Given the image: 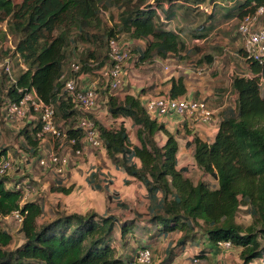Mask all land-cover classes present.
I'll return each mask as SVG.
<instances>
[{"label": "trees", "instance_id": "obj_1", "mask_svg": "<svg viewBox=\"0 0 264 264\" xmlns=\"http://www.w3.org/2000/svg\"><path fill=\"white\" fill-rule=\"evenodd\" d=\"M134 1L0 0V22H6L4 34L12 45L2 48L0 54L18 56L25 66L16 76V82L4 70L0 71L1 83L6 84L5 89L0 90L5 91L3 102L23 96L16 86L35 88L42 100L55 109V122L63 134L56 144L58 152L83 148L85 132L78 123L85 117H95L67 95L60 80L79 39L108 46V51L109 41L119 40L121 35L144 40L146 47L137 49L139 65L167 61L185 48L181 33L170 28L175 15L174 4L181 0H168V8H162L163 12L160 11L162 0L152 3L138 0V4ZM184 1L209 14V19L198 28L202 31L200 38L206 39L216 28L217 22L211 16L214 6L204 5L202 0ZM263 4L264 0L237 1L226 16L241 20ZM116 5L122 8L120 23L107 28L102 35L95 33V29L102 26L103 10ZM87 57L96 58V55L91 52ZM245 59L252 75L232 78V89L237 96L235 105L221 110L215 135L203 139L194 134L187 142V147L192 148L191 164L180 163V131L171 132L165 123L151 116L143 100L144 90L138 94L127 92L123 97L105 95L110 116L120 123L107 126L95 118L103 149L116 169L137 180L145 189V211H132L125 197L110 191L109 184H114V180L109 179L108 174L92 171L87 183L104 193L107 208L116 201L119 207L131 210L128 211L133 213L131 218L119 220L115 214L101 215L95 211L60 212L40 222L45 213L44 205L32 200L22 203L24 186L20 183L30 181L29 176L14 180L8 174H0V264H138L136 257L141 249L131 258L119 253L114 244L117 230L124 239L133 234L137 226L146 235L140 239L144 241L142 249L157 251L169 240L163 258L159 263L151 259L152 264H173L187 250L191 251V264H209L210 254L219 248V242H230L231 248L240 249L244 264L253 261L264 264V95L261 85L264 63ZM81 60L84 65L78 75L90 71L87 59ZM108 62L109 53L101 59L100 66ZM170 82V97L187 95L184 77H173ZM126 120L131 122L130 129ZM39 128L38 121L30 120L18 130V149L27 152L30 158H38L42 151V140L36 135ZM185 131L191 134L189 129ZM160 133L166 136L161 143ZM72 138L76 139L74 144ZM5 149L3 147L0 153ZM192 169L202 172L197 181L190 176ZM209 176L217 180L216 186L206 178ZM100 177L103 179L99 180ZM124 182L130 184L131 180L126 178ZM52 190L68 195L73 187L59 182ZM242 209L251 217L248 224L239 221ZM14 211H19L21 219L13 215ZM6 216L9 219H5ZM12 221L20 225L24 239L15 249H10L13 235L3 225Z\"/></svg>", "mask_w": 264, "mask_h": 264}, {"label": "rangeland", "instance_id": "obj_2", "mask_svg": "<svg viewBox=\"0 0 264 264\" xmlns=\"http://www.w3.org/2000/svg\"><path fill=\"white\" fill-rule=\"evenodd\" d=\"M154 1L147 0V2L151 3ZM162 1L161 12H163L162 8L165 7L167 9L169 4L168 0ZM237 1L241 0H202L204 5L214 6V14H211V16L217 22L216 28L206 36V39L200 38L202 31L198 28L204 21L209 19V14L204 11H198L193 5L188 4L184 0L175 2V15L172 18L173 21L170 28L176 29L181 33L185 48L181 54L172 56L163 63L154 61L139 65L137 62L139 54L137 52L146 47V42L144 40H133L126 34L119 36L121 45L129 51L131 56L123 67L122 82L118 89H108L105 86L106 82L100 71V61L109 51L108 46L102 47L97 42L79 39L77 48H73L74 50L70 52L69 58L71 59L68 61L70 65L65 68V73L72 75L75 73L71 71L72 64L78 63L82 68L84 62L81 58L87 59L90 71L82 75L77 74L79 83L81 86L93 85L98 89L100 96L98 112H100L101 116L95 115V117L105 125L110 126L111 124L119 125L120 122L114 120L108 112L107 96H105L107 93L123 97L127 92L138 94L144 90V97L168 95L164 88L167 82L163 83V81L165 76H170L172 73L177 72L184 77L187 83L188 96L191 95L197 100H205L212 107L214 110L213 124L218 126L221 120V110L226 106L235 105L237 96L232 89V78L236 75H252L250 64L245 59L244 51H242L243 42L239 32L240 20L226 16V13L232 11ZM138 3V0L134 1V4ZM119 5L103 10L102 26L95 29V33L102 35L107 28L120 23L122 8ZM207 10L210 9L208 8ZM161 15L163 16V13ZM5 24L6 22H0V50L12 46L11 39L4 34L6 30ZM91 52L96 55V58L87 57V54ZM4 57L11 58L14 68L12 78L16 79L18 73L23 69L22 60L18 56L9 55ZM261 85L264 95V78L261 81ZM5 87L6 84L3 85L0 80V90H4ZM101 91H104V93L102 94ZM4 93L0 92V150L6 147L4 153L9 152L17 161L15 165L19 166V168L12 170L8 174L12 179L19 180L24 175L29 176L31 182L25 180L33 187L29 199L38 201L45 207V213L40 218V222L48 221L56 217L60 212L85 214L95 211L101 215L111 213L115 214L119 220H123L133 216V213L128 211H145V189L133 178H128L131 183L125 184L126 175L122 176L116 172V174H112L111 170H114L115 166L104 149L88 147L81 155H76L68 148L60 151L59 153L69 156V165L65 167L62 175L56 174L51 168L43 167L40 163L41 158L48 157L52 152H58L56 147L58 142L51 137H47L42 141V151L38 158L28 157L27 159L25 155L27 152L18 149L20 148L18 145L20 140L18 138V130L22 129L30 120H19L8 113L7 103L3 102ZM125 123L130 129L131 122L126 120ZM177 123L179 124L180 122ZM176 125L175 123V125L172 124L170 126L175 128ZM207 132L210 134L211 131ZM203 133V135L207 134L206 132ZM159 137L162 136H158L161 143ZM179 143L181 163L185 165L193 163L192 155H190L188 149L186 150V139L180 138ZM95 170L100 171L105 176L108 174L111 180L115 178L114 184H109V190L117 191L125 197L131 210L119 207L116 201L110 208H107L104 193L93 189L87 183V177ZM190 176L194 181H197L202 176V172L199 169H192ZM206 178H208L212 186L217 185V180L213 176ZM98 179L102 180L103 177ZM59 182L66 187L72 186V193L66 195L53 191V187L57 186ZM239 221L245 224L250 223L251 217L246 213L245 209L240 211ZM3 225L13 235V241L9 246L10 249L20 246L24 240L20 232V225L13 221L9 223L3 222ZM144 238H146V235L140 226L135 227L133 234L127 235L124 239H122L120 231L117 230L114 244L118 247L119 253L135 258L137 255L136 251L142 249L141 247L144 245V241L140 239ZM168 244L169 240H165L157 251L151 249L153 253L152 259H155L156 263H159L163 258ZM232 249H230V254L223 264H244L239 256V249ZM190 255L191 251L187 250L182 257L176 258L173 264H190L188 260ZM220 261V259L211 260L210 264H220ZM149 264H152V262ZM249 264L259 263L253 261Z\"/></svg>", "mask_w": 264, "mask_h": 264}, {"label": "built area", "instance_id": "obj_3", "mask_svg": "<svg viewBox=\"0 0 264 264\" xmlns=\"http://www.w3.org/2000/svg\"><path fill=\"white\" fill-rule=\"evenodd\" d=\"M239 32L243 40V51L245 57L258 62L264 63V4L260 5L255 12L245 15L240 20ZM110 62L101 66V73L104 76L106 87L108 89H118L121 86L123 67L130 58V53L121 45L120 41L113 38L109 41ZM25 67V66H23ZM81 66L73 63L71 71L72 75L65 72L61 75V82L68 96L76 101L77 105L94 116L95 111L99 108V91L95 86H81L79 83V73ZM0 70H4L9 77L12 78L13 64L10 57H4L0 54ZM19 92H23V96L15 101L7 103L8 113L19 120L28 119L38 121L40 128L36 135L40 140L51 137L59 142L62 139V132L58 129L55 122V109L53 105L43 101L35 88L25 89L16 86ZM145 106L152 117L159 120L176 114L201 124H213L214 110L205 100H197L188 95L172 98L169 95H157L146 97L144 99ZM95 118L85 117L78 123V127L85 132V141L83 148H77L74 153L81 155L88 147L103 149V141L97 127ZM115 120V119H114ZM74 144L75 138L71 139ZM63 146V143H61ZM27 159L28 153H25ZM16 159L10 153H0V174H9L12 170L19 168L16 166ZM43 167L51 168L56 174H64L65 167L69 165V156L59 152H52L48 157L40 159ZM20 185L24 186L23 202L31 201L33 187L27 181H22ZM13 215L20 218L19 211H14ZM1 218V216H0ZM5 219H9L6 216ZM21 219V218H20ZM219 248L230 249V242H219ZM152 259V250L150 248L141 249L136 257L138 264H149Z\"/></svg>", "mask_w": 264, "mask_h": 264}, {"label": "crops", "instance_id": "obj_4", "mask_svg": "<svg viewBox=\"0 0 264 264\" xmlns=\"http://www.w3.org/2000/svg\"><path fill=\"white\" fill-rule=\"evenodd\" d=\"M242 42H243V40H242ZM242 48H243V44H242ZM169 60V59H168ZM158 63H163V62H165V61H157ZM173 77H175V78H178V77H180V74L179 73H177V72H174V73H172L170 76H165V79H164V81H163V83L164 82H167L165 85H164V88L166 89V92H168L169 91V89H170V86H171V82H170V79L171 78H173ZM187 84V83H186ZM85 86H90V85H85ZM91 86H93V85H91ZM160 87H162V86H160ZM188 93H189V90H188ZM188 93H187V95H188ZM132 94H135V93H132ZM147 96H143V100L146 98ZM189 97H191V98H194L193 96H189ZM107 98V97H106ZM95 114H96V116L98 115V117H100L101 116V114H100V112H98V110L97 111H95ZM159 120V119H158ZM159 121H161V122H163V123H165L166 124V126H167V128L171 131V132H174V131H177V130H179L180 131V135H179V138H178V140L180 139V138H185L186 139V150L188 149L189 150V152H190V155H192V148H189V147H187V142L189 141V140H192V138H193V135L194 134H197V135H199L200 137H202L203 139H211L214 135H215V133H216V131H217V129H218V126H217V124H213V125H208V124H201V123H196L195 121H192L190 118H186V117H183V116H180V115H176V114H171V115H169V116H167V117H165L164 119H162V120H159ZM118 122H120V120H118ZM177 122H180L179 124L177 123ZM175 123L177 124L176 126H175V128H173L172 126H170V125H175ZM127 125V124H126ZM185 129H189L190 131H191V134H187L186 133V131H185ZM207 131H211L210 132V134H208V132ZM203 132H206L207 134L206 135H203L204 133ZM158 136H162V137H159L160 138V140H162V141H165V139H166V136L164 135V134H162V133H160ZM179 151H180V149H179ZM178 156H179V154H178ZM179 159H180V157H179ZM180 163H181V160H180ZM115 170V171H114ZM114 170H111V172H112V174H116V173H118V174H121L122 176H125L126 174H124L123 172H121L120 170H118V169H114ZM116 172V173H115ZM127 176V175H126ZM127 178H132V177H129V176H127ZM134 179V178H133ZM113 180H115V178H113ZM135 180V179H134ZM230 249H232V248H230ZM230 249H222V248H217V249H215L211 254H210V260H209V264L211 263V260H218V259H220L221 261V263L220 264H223L224 262H225V260H226V258L228 257V255L230 254ZM234 249L236 250L237 248H235L234 247ZM233 250V249H232ZM239 251H240V249H239ZM240 253V252H239ZM240 256V255H239ZM178 258H180V257H178ZM189 258V257H188ZM189 260V259H188ZM175 262V261H174ZM219 262V261H218ZM189 263H190V261H189ZM191 264V263H190ZM219 264V263H218Z\"/></svg>", "mask_w": 264, "mask_h": 264}]
</instances>
